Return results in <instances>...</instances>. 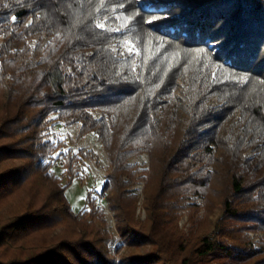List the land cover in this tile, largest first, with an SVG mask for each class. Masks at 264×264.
I'll return each mask as SVG.
<instances>
[{"label": "trees", "instance_id": "16d2710c", "mask_svg": "<svg viewBox=\"0 0 264 264\" xmlns=\"http://www.w3.org/2000/svg\"><path fill=\"white\" fill-rule=\"evenodd\" d=\"M148 4L0 0V264H264V241L245 234L264 233V0ZM57 121L105 149L120 261L90 194L81 218L64 194L96 156L63 154L65 187L52 171L66 148L48 139ZM141 153L144 222L127 190ZM192 197L220 214L185 239L177 222Z\"/></svg>", "mask_w": 264, "mask_h": 264}, {"label": "rangeland", "instance_id": "374dc122", "mask_svg": "<svg viewBox=\"0 0 264 264\" xmlns=\"http://www.w3.org/2000/svg\"><path fill=\"white\" fill-rule=\"evenodd\" d=\"M151 0H135L136 4L140 8L149 9L148 2ZM106 21H98V26L103 28L108 25L112 28L114 24H106ZM113 28H116L115 26ZM49 41V38L43 40V45ZM117 47L114 48L116 52ZM124 53L133 55L135 69H139L140 54L134 43H129L125 48ZM91 114L94 119L101 118L104 114L99 110H91ZM110 118L108 117V120ZM110 121V120H109ZM79 124L66 125L64 121H57L53 123L48 131V139L54 142L63 141L66 144V148L57 153L53 158V168L55 176L60 179V185L65 187L67 182L66 169L63 166V154L69 149L73 152L88 151L92 152L96 157L93 160H87L79 168L73 183L66 188L65 196L69 201L71 208L75 214L81 218L85 212H88L90 206L87 205V196L90 194L91 199H94L97 206L102 211L104 216L105 225L102 227L98 221H95L96 226L102 227L103 230L110 233L111 237L115 240L111 245V256L115 260L120 261L123 255L128 252V249L124 242H122L119 231L117 228V217L115 212L109 207V203L106 200L105 195L102 194V188L107 182V173L111 170V166L108 160V156L102 143L97 139L96 135L90 133L82 138H77V130ZM129 163L134 166V169H138L141 173L138 175L139 180L132 186L127 188L128 191L133 193L137 197L136 218L141 222L146 219V211L144 208V177L149 170V154L141 153L140 155L133 156L129 159ZM127 180L126 177H124ZM188 204V205H187ZM187 206L180 210V216L177 222L178 232L185 238L189 239L194 235L202 232H209L213 228V224L216 218L220 214V208L213 206L203 198H193L187 202ZM246 235H249L254 243L255 247L264 241V233L261 231H245Z\"/></svg>", "mask_w": 264, "mask_h": 264}]
</instances>
